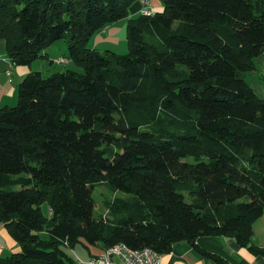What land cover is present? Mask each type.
<instances>
[{"label": "trees", "instance_id": "obj_1", "mask_svg": "<svg viewBox=\"0 0 264 264\" xmlns=\"http://www.w3.org/2000/svg\"><path fill=\"white\" fill-rule=\"evenodd\" d=\"M135 1L0 0L13 65L63 39L82 69L31 71L0 108V222L20 246L0 264H68L81 240L164 254L206 235L264 254L251 243L264 209V98L244 78L264 50V0H159L128 18ZM123 18L127 53L88 47ZM98 184L132 196L95 217Z\"/></svg>", "mask_w": 264, "mask_h": 264}, {"label": "crops", "instance_id": "obj_2", "mask_svg": "<svg viewBox=\"0 0 264 264\" xmlns=\"http://www.w3.org/2000/svg\"><path fill=\"white\" fill-rule=\"evenodd\" d=\"M148 1L149 6L159 7L156 0ZM139 7H141L140 3L132 9V13H129L128 18L133 17L132 14L135 11L139 12ZM121 21H124L126 25L127 18L120 19L96 33L95 42L93 41L90 48L95 49L99 38L115 39L123 27L125 30V26H115ZM63 42L55 41L47 46L42 52V56L39 57L40 59L38 58L41 61H36V63L32 61L28 65H12L10 67V60L7 54H4V43L0 40V108L16 104L18 84L27 73L39 71L36 69H38V65H44L42 59H47L49 64H59L60 68L55 70L56 72L67 68L68 63L71 61L68 60V63H56L54 61L59 57L66 58V54H64L66 44L64 40ZM56 48H58L60 54H57L58 50ZM244 78L257 96L264 98V50L254 59V68L245 72ZM251 243L256 247H264V209L261 216L252 224ZM197 248L219 256L227 264H264V254H254L248 247L239 246L233 238L222 235L199 236L194 243L180 242L174 244L168 253L162 254L158 264H216L211 257L204 255ZM19 249L18 242L9 235L6 227L0 222V257L9 255ZM65 251L71 259L68 264H77L76 258L87 260L90 257L97 256L104 251V246L99 242L88 244L85 240H81L73 247H66Z\"/></svg>", "mask_w": 264, "mask_h": 264}, {"label": "rangeland", "instance_id": "obj_3", "mask_svg": "<svg viewBox=\"0 0 264 264\" xmlns=\"http://www.w3.org/2000/svg\"><path fill=\"white\" fill-rule=\"evenodd\" d=\"M156 1L159 3V0H156ZM139 3H140L139 0L133 2L131 4V6L128 8V12L132 13L131 12L132 9ZM155 10H156V8L153 7V11H155ZM138 11H139V9H138ZM132 15H133V17H135L136 15H138V12L135 11ZM115 26L116 27L117 26H122L123 27V26H125V22L121 21V22L117 23ZM95 38H96V35L91 37V39H90V41L88 43L89 47L92 45L93 41L95 42ZM0 40H2L3 43H4L3 49H5L4 50V54L6 55L7 53H6V48H5V41L2 38H0ZM57 41H61V43H64L63 39H60V40H57ZM95 49L97 50V52L99 54H103L106 50L113 51V52H115L117 54H125V53H127L129 51V48H128V42H127V40L125 38L124 27H123V29H121L120 33L116 36L115 39H102V38H99V40H97V42H96ZM56 50H58V48H56ZM57 52H58L57 54H60L59 50ZM66 52L67 51H66V46H65L64 54H67ZM39 59L36 58L34 60L35 61L34 63H36V61H41ZM42 61L44 62V65H38V67H37L38 69H36V70H39L43 76H49L51 73L56 72L55 70H58L60 68L59 64H54V63L49 64L47 59H42ZM67 69H71V70H76L78 72H82V69L80 67L76 66L72 62L68 63ZM167 127L170 128V129H173L170 126H167ZM185 160L189 161V162L193 161L192 157H187ZM131 196H132L131 194H126V193H123V192L118 191V190H113V189H111L109 186H107L105 184L95 185V187H94V189L92 191V197H93L94 201L96 202V206L94 207L93 215L95 217H98L100 215L101 216H107V206H106V202L107 201H110V200H112L115 197L129 199V198H131ZM186 199L188 200L187 197H186ZM41 212L44 213V214H47V205H46V203H43L41 205Z\"/></svg>", "mask_w": 264, "mask_h": 264}, {"label": "built area", "instance_id": "obj_4", "mask_svg": "<svg viewBox=\"0 0 264 264\" xmlns=\"http://www.w3.org/2000/svg\"><path fill=\"white\" fill-rule=\"evenodd\" d=\"M141 7L139 13L141 15H151L153 7L149 6L148 0H139ZM56 63H67L68 59L59 57L54 60ZM10 61V67L12 66ZM9 74V72H7ZM162 254L149 248L140 249L132 248L124 242H118L106 248L101 254L90 257L87 260L76 258L77 264H158Z\"/></svg>", "mask_w": 264, "mask_h": 264}, {"label": "water", "instance_id": "obj_5", "mask_svg": "<svg viewBox=\"0 0 264 264\" xmlns=\"http://www.w3.org/2000/svg\"><path fill=\"white\" fill-rule=\"evenodd\" d=\"M249 152V151H248Z\"/></svg>", "mask_w": 264, "mask_h": 264}]
</instances>
